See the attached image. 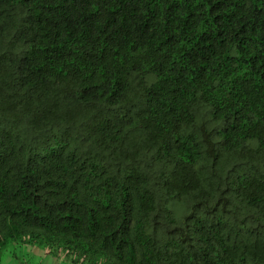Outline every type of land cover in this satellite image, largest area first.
Listing matches in <instances>:
<instances>
[{"label":"trees","instance_id":"1","mask_svg":"<svg viewBox=\"0 0 264 264\" xmlns=\"http://www.w3.org/2000/svg\"><path fill=\"white\" fill-rule=\"evenodd\" d=\"M264 264V0H0V264Z\"/></svg>","mask_w":264,"mask_h":264},{"label":"rangeland","instance_id":"2","mask_svg":"<svg viewBox=\"0 0 264 264\" xmlns=\"http://www.w3.org/2000/svg\"><path fill=\"white\" fill-rule=\"evenodd\" d=\"M28 257V264H60L56 262L58 259L53 254H46L45 251H31Z\"/></svg>","mask_w":264,"mask_h":264}]
</instances>
